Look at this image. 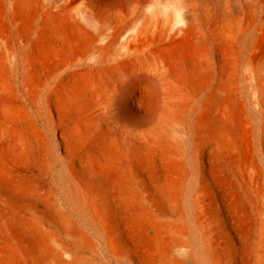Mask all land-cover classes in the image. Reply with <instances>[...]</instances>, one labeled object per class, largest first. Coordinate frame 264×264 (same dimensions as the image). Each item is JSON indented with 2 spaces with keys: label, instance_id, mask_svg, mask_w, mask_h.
I'll return each instance as SVG.
<instances>
[{
  "label": "bare ground",
  "instance_id": "obj_1",
  "mask_svg": "<svg viewBox=\"0 0 264 264\" xmlns=\"http://www.w3.org/2000/svg\"><path fill=\"white\" fill-rule=\"evenodd\" d=\"M102 255L264 264V0H0V264Z\"/></svg>",
  "mask_w": 264,
  "mask_h": 264
},
{
  "label": "rangeland",
  "instance_id": "obj_2",
  "mask_svg": "<svg viewBox=\"0 0 264 264\" xmlns=\"http://www.w3.org/2000/svg\"><path fill=\"white\" fill-rule=\"evenodd\" d=\"M103 34V33H101ZM99 257H102V260H103V263L106 264V255H102V256H99ZM108 264H112V263H109Z\"/></svg>",
  "mask_w": 264,
  "mask_h": 264
}]
</instances>
